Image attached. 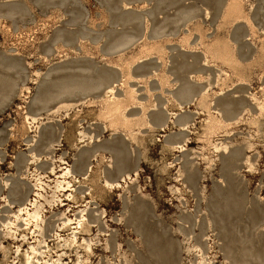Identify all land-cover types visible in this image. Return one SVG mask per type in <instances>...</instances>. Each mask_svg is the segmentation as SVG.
Segmentation results:
<instances>
[{
    "label": "rangeland",
    "instance_id": "rangeland-1",
    "mask_svg": "<svg viewBox=\"0 0 264 264\" xmlns=\"http://www.w3.org/2000/svg\"><path fill=\"white\" fill-rule=\"evenodd\" d=\"M112 84L121 97L137 89L153 125L173 113L190 129L111 127L100 100ZM254 96L264 100V0H0V264H264V112ZM190 99L184 112L173 102ZM134 102L133 120L143 113ZM209 105L228 126L206 132ZM33 153L41 160L29 166ZM100 153L111 159L102 177L139 175L112 190L88 179L57 191L52 167L67 162L79 178ZM39 177L40 229L10 234L4 225ZM80 216L89 227L73 240L60 226Z\"/></svg>",
    "mask_w": 264,
    "mask_h": 264
},
{
    "label": "bare ground",
    "instance_id": "bare-ground-1",
    "mask_svg": "<svg viewBox=\"0 0 264 264\" xmlns=\"http://www.w3.org/2000/svg\"><path fill=\"white\" fill-rule=\"evenodd\" d=\"M219 55H221V56H224V57H226V53H224V52H219ZM130 75H131V73H130ZM140 76V75H139ZM201 78V77H200ZM199 80V79H198ZM201 80V79H200ZM118 82V81H117ZM116 82V83H117ZM167 82L169 83V84H171L170 82H169V80H167ZM128 83V82H127ZM121 85H125V83H121ZM115 89H116V87H115V85L114 84H112L111 86H109V88H108V91H107V96H105L104 98H102L101 100H100V102H101V110H100V113H101V115L102 116H104L105 118H107V119H109L110 120V126L111 127H114L117 123H119V122H121L122 124H123V126L125 127V128H128V129H130V126L132 125V123L133 122H135V124L136 125H138L139 127L140 126H142V125H146V127L147 128H149L150 130H154V129H165V127L166 126H169V125H171L173 128H178V129H180V131L181 130H183V131H185V130H188V129H190V126H191V120H186V121H184V122H177L176 120H175V116H176V114H173V113H169L168 115H169V117H168V119L162 124V125H160V126H156V125H153L152 123H151V121L148 119V116L146 115V109L144 108V102L143 101H141L140 99H139V93H138V91H137V89H134L133 87H131V85H127V87H126V90H125V94H124V96L123 97H121V96H119L117 93H116V91H115ZM202 91V90H201ZM200 92V91H199ZM198 92V93H199ZM106 93V92H105ZM85 97H87V96H85ZM207 97H208V94H207V91L206 90H204L202 93H201V95L199 96V97H197L196 98V100H198V99H200V101H202V100H206L207 99ZM175 98V97H174ZM254 99H253V101L255 100L256 101V104H257V107H258V111H259V113L260 114H262L263 112H264V100H261V101H259V100H257V98L254 96L253 97ZM76 99V98H75ZM78 99V98H77ZM80 99H81V97H80ZM69 100H74V99H69ZM68 100V101H69ZM129 100H133V101H135L133 104H138L139 106H141L142 107V109H143V113H142V116L140 117V118H134V120L132 119V118H130L129 116H128V114L129 113H127L128 112V108H129V106L131 105L130 103H129ZM191 100V99H190ZM83 101V100H82ZM85 101V100H84ZM180 101V100H179ZM67 102V101H66ZM77 102V101H76ZM172 102V101H171ZM173 102H175V104H176V106L182 111L183 109H184V107L185 106H190V105H192V102H193V100H191V101H189V102H187V103H183L182 101H180V102H178V100H173ZM79 103V102H78ZM60 105V104H59ZM69 104H67V103H62L60 106H59V108H62V107H66V106H68ZM77 105V104H76ZM154 105V104H153ZM204 105H207V102H205L204 103ZM89 106V105H88ZM155 106H157V104H155ZM58 107V106H57ZM73 107V106H72ZM55 108H56V106H55ZM63 109H65V108H63ZM71 109V108H70ZM207 111H208V118H207V120L205 121V127H204V129L206 130V132L207 133H213L215 130H217V129H221V128H225L226 126H228L229 125V123L228 122H226V120L225 119H223V117H219V116H217V115H214L213 113H211L210 112V110H211V106L209 105V107H207ZM216 109V108H215ZM60 111V110H59ZM70 111V110H69ZM218 110H216V112H217ZM51 112V111H50ZM49 112V113H50ZM182 112H184V111H182ZM31 113V112H30ZM48 112H47V114H49ZM53 113V112H52ZM56 113V112H55ZM39 114V113H38ZM64 114H67V112L66 113H64ZM217 114H218V112H217ZM37 115V114H36ZM133 115V114H132ZM136 115V114H135ZM236 117V116H235ZM25 119H26V121H27V123H30L29 122V119H32L33 121L34 120H36L37 118L36 117H34V116H30V115H26V117H24ZM39 118V117H38ZM41 118V117H40ZM136 119V120H135ZM187 119H189V118H187ZM234 119V118H233ZM35 122V121H34ZM258 121L254 118L253 119V121H252V123L253 124H256ZM32 123V122H31ZM31 126V125H30ZM34 126V125H33ZM35 127V126H34ZM107 127V126H106ZM33 128V127H32ZM142 129H143V127H142ZM146 129V128H145ZM37 130V129H36ZM87 131V130H86ZM141 132V131H140ZM139 132V133H140ZM86 133V132H85ZM85 133H83L82 131H80L79 132V135H81L82 136V138L80 137V139L82 140L83 138H84V136H85ZM88 133V132H87ZM137 134L138 133H136V132H134V133H129V135H128V139L129 140H135L136 138H137ZM93 138H96V137H93ZM157 139V138H156ZM53 140V139H52ZM187 140V139H186ZM186 140H184V142H188V141H186ZM33 141V140H32ZM92 141V140H91ZM176 141V140H175ZM174 141V142H175ZM177 141H179V140H177ZM54 142V141H53ZM171 142H173V141H171ZM219 143H220V141H218ZM50 143V142H49ZM48 143V144H49ZM93 143V142H92ZM186 143H184V144H177V145H171V147L172 148H180V149H183L184 148V146L186 145ZM47 144V143H46ZM47 144V145H48ZM56 144V143H55ZM90 144V143H89ZM169 144V143H168ZM216 144V143H215ZM81 146V145H80ZM79 146V147H80ZM83 146V145H82ZM221 146V145H220ZM45 147V146H44ZM229 147V146H228ZM43 148V147H42ZM215 148L217 149L218 147L217 146H215ZM214 148V149H215ZM30 149V147L28 148V150ZM201 149H202V147H201ZM210 149V148H209ZM223 149V148H222ZM32 150V149H31ZM30 150V151H31ZM45 150V149H44ZM228 150V149H227ZM38 151V150H37ZM98 151V150H97ZM102 151V150H101ZM194 151V150H193ZM192 151V152H193ZM51 152V151H50ZM221 152V151H220ZM95 153V152H94ZM197 153V152H196ZM219 153V152H218ZM39 154H41V153H39ZM50 154V153H49ZM61 155V154H60ZM93 155V154H92ZM74 156V155H73ZM93 156H95L93 159H92V161H95V163H96V166H94V164H90V165H88L87 167H86V169H85V172L81 175V177H77V175L79 174H75V172H74V170H73V168H71V167H69L68 166V163L67 162H62V164H64L65 166H63V167H61V170H58L60 173H58L57 171H56V168H54V167H52L51 168V170H50V174L51 175H54V176H56L58 179H60V180H57V184H56V189H57V191H59V192H63V196L64 195H66V193L68 192V191H71V192H76V189H74V188H72L73 187V184H72V182H75V183H80V182H84V181H87L88 179H90L94 184H95V186L98 188V189H100V190H106V189H108V190H112V189H115V188H118V187H121V182H126V180H132L133 179V177H137L138 175H139V171L135 168V169H133V171L132 172H127V173H125L123 176H121L118 180H116V179H114V181H110V179H107L104 175V173L105 172H102L104 175H103V177L100 175V173H99V171H98V167H99V165H101V164H103V163H108V162H110L111 163V159H108V157H106L105 155H103V154H98V155H93ZM194 156V155H193ZM110 157V156H109ZM60 158H62V157H60ZM2 160V159H1ZM27 160V159H26ZM39 160H41V158L38 156V154H35V153H33V154H31V157H30V159L28 160V165L29 166H31V165H34L37 161H39ZM56 161V160H55ZM58 161V160H57ZM59 161H60V159H59ZM46 162V161H45ZM61 162V161H60ZM40 163H42V162H40ZM50 163V162H49ZM48 163V164H49ZM210 163V162H209ZM24 164H25V162H24ZM44 164V162L42 163V165ZM40 165V164H39ZM47 165V164H46ZM172 165V164H171ZM45 166V165H44ZM49 166V165H48ZM53 166V165H52ZM72 166V165H71ZM39 167V166H38ZM37 167V168H38ZM47 167V166H46ZM41 168V167H40ZM45 168V167H44ZM178 168V167H177ZM27 169L33 174V172H37L38 170L36 169V167L33 169V170H31V167H27ZM39 169V168H38ZM43 169V168H42ZM41 169V170H42ZM50 169V168H49ZM60 169V168H59ZM103 169V168H102ZM250 169H251V167H250ZM28 171V172H29ZM22 172V171H21ZM126 172V171H125ZM38 173V172H37ZM182 173V172H181ZM30 174V173H29ZM183 174V173H182ZM33 176H34V174H33ZM40 177H41V175H39ZM120 176V175H119ZM182 176V175H181ZM23 177V176H22ZM38 177V176H37ZM37 178V181H38V184H36V191H35V193L33 192V194H34V199H31V200H29L28 201V199H27V203L25 202V204H23V205H19L18 206V208L14 211V213H12V214H10V217H11V219L4 225V226H6V228H7V230L9 231V233L10 234H15L16 232H17V230L18 229H20V227H22V226H24V228L23 229H25V230H27L28 232H32V233H35L36 231H35V229L36 230H38V229H40V222H43V216H42V206H41V204H39V200L37 199V198H39V199H42L43 197H44V195H43V185H42V179L41 178ZM42 177H44V176H42ZM3 178V177H2ZM80 178H82L81 180H80ZM35 179H36V177H35ZM8 180V179H7ZM26 180V179H25ZM50 180V179H49ZM55 180V179H54ZM35 181V180H34ZM36 181V182H37ZM4 182V181H3ZM49 182V181H48ZM54 182H56V181H54ZM34 183V182H33ZM35 184V183H34ZM47 184V183H46ZM54 184V183H53ZM53 184H52V187H53ZM5 185V184H4ZM6 185H7V183H6ZM6 185L4 186V188L6 187ZM55 185V184H54ZM126 185V184H125ZM124 185V186H125ZM184 186V185H183ZM46 187V186H45ZM48 188H49V186H48ZM86 188V187H85ZM54 189V188H53ZM56 189H54V190H56ZM176 189V188H175ZM51 190V189H50ZM42 191V192H41ZM77 191H78V189H77ZM81 191V190H80ZM130 191V190H129ZM172 191V190H171ZM30 192H31V190H30ZM176 192V191H175ZM82 193H83V190H82ZM48 195V194H47ZM50 196V195H49ZM53 197H54V195H52ZM123 196V195H122ZM58 199H60L59 198V195H57L56 196ZM68 197V198H67ZM67 199L70 201V199L71 200H75L76 198H75V196L73 195V193H69V194H67ZM87 197V196H86ZM2 198V197H1ZM7 198V197H6ZM56 199V198H55ZM180 199V198H179ZM178 199V200H179ZM2 201H3V199H1ZM4 200H5V198H4ZM26 200V199H25ZM47 200V199H46ZM6 201V203H4L5 205L4 206H6V207H9V208H15V206L14 205H12L8 200H5ZM21 202V201H20ZM49 202V201H48ZM47 202V203H48ZM53 202V201H52ZM180 202V201H179ZM90 203V202H89ZM15 204V203H14ZM20 204V203H19ZM49 205V204H48ZM60 205V204H59ZM63 205H65V204H63ZM62 205V206H63ZM61 206V205H60ZM81 206V205H80ZM70 207V206H69ZM5 208V207H4ZM74 208V207H73ZM2 209V208H1ZM0 209V210H1ZM82 209V208H81ZM49 211V210H48ZM78 211V210H77ZM103 211V210H102ZM3 212H4V210H3ZM8 212V211H7ZM45 212V211H44ZM80 212V211H79ZM56 213H58V212H56ZM56 213H54V214H56ZM62 213V212H61ZM95 213V212H94ZM63 214V213H62ZM81 214H83V213H81ZM84 214H85V210H84ZM52 215V214H51ZM76 215V214H75ZM50 216V215H49ZM71 216V215H70ZM87 216V215H86ZM95 216V215H94ZM59 217V216H58ZM63 217V216H62ZM77 217V216H76ZM81 217V216H80ZM1 218V217H0ZM3 218V217H2ZM52 218V217H51ZM57 218V217H56ZM82 218V219H81ZM81 218H79V219H81V220H78L77 222H73V219H71V218H68V217H64V221L62 222V226H60V228H62V229H64V228H69V229H73L74 230V232H73V240H76L77 238H76V235L80 232V230L81 229H83V230H88V227H89V225H88V222L89 221H87L86 219H85V217H81ZM87 218V217H86ZM95 218V217H94ZM52 220V219H51ZM51 220H50V223H51ZM56 220V219H55ZM3 221V220H2ZM48 221V220H47ZM55 223V222H54ZM92 223H94V222H92ZM1 224V223H0ZM43 224V223H42ZM47 224V223H46ZM73 224H75V226L74 227H72V225ZM101 224V223H100ZM44 225H45V223H44ZM2 226V225H1ZM53 226V225H52ZM51 226V230H52V227ZM55 226V225H54ZM34 227V228H33ZM46 227V226H45ZM97 227H99V226H97ZM4 228V227H3ZM50 228V227H49ZM16 229V230H15ZM42 229V228H41ZM47 229V228H46ZM45 229V230H46ZM101 229V228H100ZM100 229H98V230H100ZM44 230V231H45ZM54 230V229H53ZM102 230V229H101ZM178 230V229H177ZM210 230H213L212 228L210 229ZM43 231V232H44ZM58 231V230H57ZM181 231V230H180ZM52 232V231H51ZM213 232V231H212ZM40 233V232H39ZM42 233V232H41ZM182 233V232H181ZM190 233V232H189ZM188 233V234H189ZM46 234V233H45ZM45 234H44V237H45ZM106 234V233H105ZM210 234V233H209ZM21 235H23V234H21ZM56 235H58V234H56ZM62 235V234H61ZM107 235V234H106ZM187 235V234H186ZM34 236V235H33ZM38 236V235H37ZM43 236V235H42ZM50 236V235H49ZM54 236V235H53ZM40 237V236H39ZM255 237V236H254ZM24 238H26V235L24 236ZM189 238V237H188ZM207 238V237H206ZM20 239V238H19ZM36 239V238H35ZM87 239V238H86ZM193 239V238H192ZM38 240V239H37ZM84 240V239H83ZM82 240V241H83ZM88 240V239H87ZM35 242H36V240H35ZM38 242V241H37ZM44 242V241H43ZM86 242H88V241H86ZM39 243V242H38ZM89 243V242H88ZM108 243H109V241H108ZM194 243H195V241H194ZM25 244V243H24ZM41 244V243H40ZM43 244V243H42ZM61 244V243H60ZM90 244V243H89ZM213 244V243H212ZM36 245H38L37 243H36ZM46 245V244H45ZM44 245V246H45ZM108 246L110 245V244H107ZM196 245V244H195ZM194 245V246H195ZM201 245V244H200ZM43 246V247H44ZM86 246H88V245H86ZM205 245H202V248L204 247ZM256 246V245H255ZM196 247V246H195ZM38 248V247H37ZM89 248V247H88ZM108 248V247H107ZM194 248V247H193ZM197 248H199V246L197 247ZM201 248V247H200ZM87 249V248H86ZM109 249V248H108ZM190 248H188V250H189ZM195 249V248H194ZM204 249H205V247H204ZM31 250H32V253L33 254H35V255H38L39 254V252H37L32 246H31ZM30 250V251H31ZM105 250V249H104ZM203 250V249H202ZM16 251L17 250H15V253H16ZM197 251V250H196ZM43 252V251H42ZM38 253V254H37ZM41 253V252H40ZM60 253V252H59ZM59 253H58V255H59ZM62 253V252H61ZM186 253V252H185ZM195 254V253H194ZM193 254V255H194ZM26 255V254H25ZM200 256H203L202 254L200 255ZM80 257V256H79ZM90 257V256H89ZM207 257V256H206ZM31 256L29 255V254H27L26 255V262L27 263H29V262H31ZM201 258V257H200ZM202 259H204V258H202ZM225 259H227V257H225ZM201 260V259H200ZM205 260V259H204ZM38 262H39V260H37ZM78 261V260H77ZM125 261V260H124ZM192 261V260H191ZM202 262H204L203 260H201ZM264 261V260H263ZM193 262V261H192ZM196 262V261H195ZM209 262H211V261H208V263ZM224 262H226V260L224 261ZM199 263V262H198ZM43 264H48V261H45ZM99 264V263H98ZM213 264V263H212ZM229 264V263H228Z\"/></svg>",
    "mask_w": 264,
    "mask_h": 264
}]
</instances>
